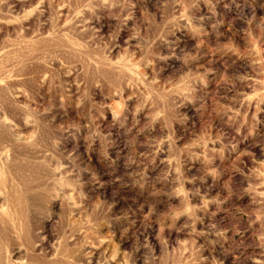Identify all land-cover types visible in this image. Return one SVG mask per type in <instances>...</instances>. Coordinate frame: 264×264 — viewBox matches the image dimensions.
<instances>
[{
	"label": "rangeland",
	"instance_id": "obj_1",
	"mask_svg": "<svg viewBox=\"0 0 264 264\" xmlns=\"http://www.w3.org/2000/svg\"><path fill=\"white\" fill-rule=\"evenodd\" d=\"M0 264H264V0H0Z\"/></svg>",
	"mask_w": 264,
	"mask_h": 264
}]
</instances>
